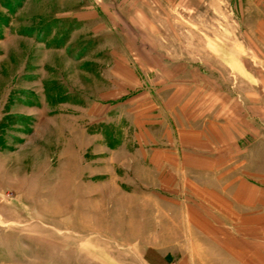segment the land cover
I'll use <instances>...</instances> for the list:
<instances>
[{
    "label": "rangeland",
    "instance_id": "1",
    "mask_svg": "<svg viewBox=\"0 0 264 264\" xmlns=\"http://www.w3.org/2000/svg\"><path fill=\"white\" fill-rule=\"evenodd\" d=\"M234 197L264 0H0V264H234Z\"/></svg>",
    "mask_w": 264,
    "mask_h": 264
},
{
    "label": "crops",
    "instance_id": "2",
    "mask_svg": "<svg viewBox=\"0 0 264 264\" xmlns=\"http://www.w3.org/2000/svg\"><path fill=\"white\" fill-rule=\"evenodd\" d=\"M234 202L236 222L237 219L240 221V235L249 236L247 241L250 242L236 241L232 261L234 264H264V197H234ZM244 203L249 207L245 216ZM243 219L248 220L245 229Z\"/></svg>",
    "mask_w": 264,
    "mask_h": 264
}]
</instances>
